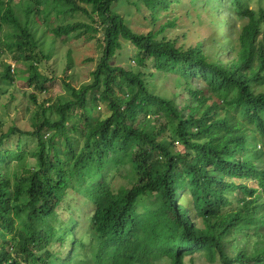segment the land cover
<instances>
[{"label": "trees", "instance_id": "1", "mask_svg": "<svg viewBox=\"0 0 264 264\" xmlns=\"http://www.w3.org/2000/svg\"><path fill=\"white\" fill-rule=\"evenodd\" d=\"M118 1L22 0L12 6L0 0V28L11 29L0 35V81L14 83L11 64L2 58L3 45L22 66L24 85L49 94L57 81L39 71L38 57L49 60L54 43L43 54L44 42H36L43 24L55 40L102 35L89 83L74 87L66 66L61 77L66 97L38 103L28 91L34 104L30 130H0V149L15 137L30 136L36 143L26 153L36 167L15 171L12 178L5 166L16 153L0 152V264H41L44 257L38 251L51 257V220L65 209L70 190L81 192L93 207L91 232L78 240L84 243L90 236L97 244L94 256L106 258L105 264H150L164 256L171 264H183L182 256L195 252H203L209 263L218 256L220 264H264L262 232L249 252L230 257L224 250L233 229L264 230V201H258L264 193V5L235 8L232 22L220 24L222 30L231 25L236 35L222 59L217 48L211 55L201 42L177 45L166 37L175 19L136 33L114 11ZM139 1L150 21L173 3ZM75 16L87 21L69 23ZM54 18L63 21L51 27ZM124 44L133 49L134 65L128 67L113 63L124 53ZM157 74L173 76L178 92L166 96L156 90ZM97 105H105L106 117L98 116ZM256 157L262 159L260 167ZM116 180L127 184L115 188ZM238 180L255 181L258 188ZM237 190L249 200L234 212H217ZM184 192L187 207L179 202ZM150 198L157 202L147 203ZM193 212L202 221L197 226ZM64 264L83 263L69 256Z\"/></svg>", "mask_w": 264, "mask_h": 264}, {"label": "rangeland", "instance_id": "2", "mask_svg": "<svg viewBox=\"0 0 264 264\" xmlns=\"http://www.w3.org/2000/svg\"><path fill=\"white\" fill-rule=\"evenodd\" d=\"M20 1L22 0H4L5 3H9L12 6H18ZM245 5L249 9L257 10L260 5H264V0H173V3L169 5V10L160 11L158 13L159 18L156 21H150L148 10L142 6L139 0H119L113 9L124 17L127 25L136 33H147L151 30H157L162 24L171 19H175V26L165 32L164 35L166 37L174 40L177 45L186 44L194 46L197 42H201L202 49L205 52L212 55L217 52L215 51L217 48L220 50L219 53L221 58L226 59L228 57L226 56L227 48L234 45L236 35L231 25L226 27L225 30H222L220 24H223L227 19L232 22L236 10H242ZM235 8L236 10H234ZM78 20L87 21L81 16H75L69 19L68 22L73 23ZM61 21L63 20L54 18L51 25H49L52 27V25L55 26ZM242 23L243 21H241V24ZM239 26L240 25L237 27ZM7 31L11 32V29L3 25L0 28V35H3ZM42 31V33L39 31L36 34V42L37 44L44 42L43 54H48L46 51L48 50L49 43H54L49 60L43 59L41 61L42 58L38 57L40 59V63H38L39 71L50 77H54L57 81L49 90V94L37 93L24 85L21 80L22 77H25L24 73H22V66L19 64L16 65L11 60V54L6 51L3 45L1 46L2 51H4L2 58L5 63L11 64V73L14 75V83L0 81V130L3 132L10 126L19 127L25 131L30 130L28 119L31 109L34 108V104L27 98L28 91L36 94L38 103L43 101L53 102L59 97H66L68 95L64 90L63 79L61 78L63 77L62 71L66 66L70 65L69 73L72 75L70 82L74 87L78 88L82 84L91 81L90 73L95 69V59L98 58L100 53L97 42L101 40V33L97 34L96 38L91 40H87L86 34H76L62 41L60 38L57 40L49 38L48 26L44 24ZM184 33L188 34L186 38L182 36ZM215 37V41L217 42H210ZM123 46L124 53L118 54L113 60V63L126 67L134 65L132 59V46L129 44H124ZM37 50V52H40V49ZM172 77L173 76H169V78L162 77L161 74L155 75L154 84L156 85V90H160L166 96L169 95V91L176 94L178 90L174 85L175 81ZM193 84H199V88L205 86V82L203 81H193ZM232 95L231 92L228 95H223L221 99L224 97L228 98ZM95 112H97L98 116L104 118L108 115L109 111L105 105H99L96 107ZM17 145H19V148H17ZM35 146V140L30 136L15 137L5 142L0 152L11 151L12 153H16L15 156L11 155L10 159L8 158L5 166V171L10 173L11 178L12 173L15 171L32 170L36 167L35 159L31 155L26 154L29 150H35L33 149ZM247 155L251 157V159L253 158L250 152H248ZM18 157H21V159ZM261 160L262 159L259 157L255 158L258 167L261 165ZM20 162H22L21 165H19ZM237 183L258 188L257 182L252 180H238ZM126 184L127 181L125 180H116L114 182V187L117 188ZM236 194H238V196H236ZM241 194L239 190L234 192V194L230 195L228 198L229 205L227 207H221L217 212L225 213L236 211V207H241L245 202L244 200H249L248 197L243 200ZM263 195L264 193H259L260 197L258 196V201H264ZM188 201V193L184 192L179 202L187 207ZM156 202L157 200L152 198L147 200L149 204H154ZM145 203L144 201L142 204ZM63 205L65 209H58L57 215L51 220V224L54 227V236L48 245L51 257L47 258L45 257L46 254L43 253L44 251H38V254L44 257L43 263L41 264L47 261H50V264H64L69 256L73 259L81 258L83 264H105L104 260L106 258L101 257L97 259L96 256H94L97 250V244L90 236H86L84 243L78 240L82 236L89 235L91 232L88 227V222L89 214L93 209L92 204L81 192L70 190ZM190 215L191 220L195 221L196 226L202 223L201 219L195 217L194 212ZM256 215L257 217L261 216L259 209ZM258 232L264 233V230L260 228L248 231L233 229L232 241L230 240L231 242L225 243V252L231 257L233 254H237L243 249L247 252L251 251L254 243L258 240L256 236ZM22 238L23 235L21 236V234H19V244L22 242ZM182 257L183 264H220L218 256H216L214 263H209L203 252H195L192 255H184ZM149 263L171 264V261L164 256L150 259ZM245 264H254V262L251 261Z\"/></svg>", "mask_w": 264, "mask_h": 264}]
</instances>
